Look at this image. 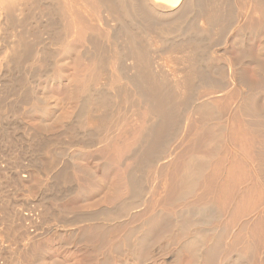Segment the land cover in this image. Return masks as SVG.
Here are the masks:
<instances>
[{"label":"rangeland","instance_id":"1","mask_svg":"<svg viewBox=\"0 0 264 264\" xmlns=\"http://www.w3.org/2000/svg\"><path fill=\"white\" fill-rule=\"evenodd\" d=\"M52 1L56 9L49 10L44 2H36L23 11L17 10L16 16L13 15L16 17H13L16 26L6 27V31V28L1 29L5 16L0 11V201L1 197H7L8 208L12 210L8 217L0 214V249L6 248L4 255H0V264H116L117 253L125 252L131 255L135 264L142 261L155 264L170 254H176L174 257L177 256L181 262L179 264H183L185 256L181 253L180 243L177 245V242H172V246L167 244L175 232L177 235L181 231L178 235L183 231L189 235H197L199 231L228 232V237H231L225 239L226 243H232L236 235L241 234L242 239L235 244V248L238 247L236 250L240 252L239 255H246L243 259L249 258L251 250L246 251L245 248L254 245L251 230L264 220V185L258 181L261 178L260 170L264 167V117L261 114L251 117V114L238 109L244 104L247 88L244 84H233L230 75L234 74L237 65L243 63L240 66L247 80H261L264 83V34L259 29L260 25H257L259 12L253 10L254 6L248 0H245L248 3L244 0H228L233 9L237 5V11L247 14V23L240 28L235 27L233 35L227 40H220L221 36L216 33L217 37L214 33L199 36L190 34V37H202L199 40L207 39V42L210 41L207 37L212 38L214 48L211 62L217 67L221 66V69L225 66L224 70L226 68V73H229L224 80L226 89L223 94L214 89L216 80H221L219 74L209 75L210 83L201 82L195 91V99L199 104L211 101L215 106L219 105L216 99H222L221 105L227 108L222 120L224 131L220 140L216 141V146L210 143L211 152L203 151L205 145H201L203 137L201 140L200 137L204 131L200 130L204 127L198 123L200 116L191 110L183 111L180 125L170 128L158 157L153 163L141 167L143 163L140 158L142 149L144 151L147 146L145 135L151 116L145 99L131 83L134 72L123 71L115 59L118 49H114V46L122 44L124 36L117 32L116 23V26L111 23L115 27L104 24L103 17L107 14L105 11L101 13L103 8L99 0ZM204 1L195 0L196 7L200 8ZM244 4L245 10L241 8ZM135 15L137 17L126 19L127 30L134 34L139 32L136 28L143 23L137 13ZM248 16L253 20L249 21ZM156 24V29L150 30L149 34L142 33L143 37L139 36V40L147 48L150 47L151 53L158 56L156 61L162 64L166 63L170 55L167 54V57L160 53L159 47L155 48V40L158 42L160 36L157 28H162L167 34L163 36L160 31L163 36H160V40H174L182 35L175 32L172 24L161 27L160 22ZM198 26L202 28L200 23ZM115 32L119 35H114ZM19 38L24 39L32 52L29 59L16 64L9 59L10 46ZM2 42L5 48L1 46ZM246 56L250 59H245ZM167 61L170 66V61ZM261 86L257 90L261 92L258 106L264 109V87ZM90 89L95 96L106 98L105 106L101 110L96 109L97 112L91 108L82 109V101L89 96ZM235 106L238 107L235 109ZM87 109L93 117H104L102 120L106 121L96 118L97 124L100 121L101 125L103 123L104 128L100 124L95 125L102 127V131L94 125L88 127L82 124L86 122L84 114L88 115V112L83 111ZM243 132L245 140H249L247 143L240 139ZM83 136H92L94 143L90 137L84 142L81 139ZM193 155L206 159V170L209 171H206L205 179L198 183L193 195H189L191 197L180 199L176 173L181 170L183 162ZM217 165L224 168L236 165L248 172V177L244 178L248 179L241 181L238 187V198L241 201L242 197L251 195L250 199L254 197L251 200L256 201H251L253 208L247 205L240 211L239 220L238 215H233L232 209L236 206L232 205L230 211L224 214L214 204L216 185L212 184L219 180H212L211 173L218 168ZM138 167L140 173L136 174ZM132 173L143 178V194L140 203L127 214H122L120 206L132 196ZM249 209H253L252 213ZM10 223H14V226ZM7 226L13 228V238L11 234L7 235L13 232L8 231ZM244 226L248 230H244ZM20 234L21 239L18 236ZM161 239H166L163 240L166 243ZM163 245L168 246L164 249L166 254L162 253L164 251L160 246ZM8 246L15 250H11V247L9 250ZM263 248L260 249L261 253L264 252ZM202 251V264H219L220 259L217 263L211 256L213 254L210 255L211 250Z\"/></svg>","mask_w":264,"mask_h":264},{"label":"bare ground","instance_id":"2","mask_svg":"<svg viewBox=\"0 0 264 264\" xmlns=\"http://www.w3.org/2000/svg\"><path fill=\"white\" fill-rule=\"evenodd\" d=\"M49 1L50 0H31L30 2H26L25 0H0V11L5 16L4 22H2V24H1V29L4 30L6 27L9 29V27H12L13 25H15L13 17L16 18L15 17L17 14L16 11L17 10L19 12H20V10L23 11L28 5H33L36 2H44L47 5V8L49 10L52 8L56 9L57 7L53 3V1L52 0L50 2ZM205 1H204V4H202V6L200 8H198V7H196L195 0H136V2L133 0H99L100 5H101L100 7L103 8L102 9L103 11L102 12L100 11V12L103 13L105 11V13L107 14L106 17L102 16L103 18H105V19H103V21L105 23L104 22L103 23L106 24L108 27H115L116 26L115 23H116L118 25L117 26L118 27L117 32L120 35L124 36V40H123L124 42H122V44L119 45V44H117L118 43V41H117L116 44L118 46H116V47L114 46V49H116V50L118 49V51H115V52H117L116 53L117 58L115 57V59L118 60L117 63L119 62L118 65L121 67V69L123 71H125L126 73L129 71L134 72V75L131 79V83H133V86L135 87V89L145 99V103H147V106L149 108V113L151 116V122L149 124L148 129L146 130V135H145V141L147 143V146L145 147L144 151L142 149V157L140 156L141 157L140 158L141 163H143L141 167H144V165H149L151 162L153 163V161H155V159L158 157L160 151L162 150L163 145H165V143L167 141L168 131L170 130V128L171 127H178L180 125V120L182 119L183 111L191 110L193 114L200 116V122H198V123H201V127L202 126L204 127L203 130H200V132L204 131V132H202L203 135L200 137V140L203 137V142L205 141L204 144H203V142H201V141L200 142L202 143L201 145H205L203 148L205 150H203L202 146H201V149L204 152H206V151H209L207 153L211 152L212 147L209 146L210 143H214V145H215L216 141L220 140L221 135L224 131V124L222 123V120L224 119V113L227 110V108L225 106L221 105L223 103L222 99H220V100L216 99V101H217V103H219V105H215V106L211 103V101H205V102L199 104L198 101H196V99H195V95H196L195 91H197V89L199 88L198 85L201 84V82L204 81L207 84L210 83L211 80H209V75H211V74H213V75L217 74L218 75L219 74V76H221V80L218 82V80H219L218 79V80H216L217 82H215L212 79V81L215 82V84H214L215 87L214 86L213 87H214V89L217 90L218 93L223 94L225 89H226L225 88L226 82L224 80L226 79V75L228 76L229 73H226V71H225L226 68L224 70L225 66L223 67V69H221V66L217 67V65L215 66L211 62V54H212L213 48H214V46L212 44V41H213L212 38L207 37L208 40H210V41L207 42L206 41L207 39H206L205 40L206 42H205V41L199 40L202 37H200L199 39H195L196 37L195 38L190 37V34L196 33V35L199 36V35H205V34L209 35L210 33H212V34L216 33V34L221 36L220 40H222V38H224V40L225 39L227 40L228 38H230L233 35L232 34V32L234 31L233 29L237 26L239 27V26L243 25L244 23H247L245 21L248 19L246 16L247 14L245 15V13L241 10L237 11L236 10L237 5L235 6V4H234V6H235L234 9L236 10L235 11L231 7L232 5H230L231 3H229L228 0H205ZM248 1H249V3L252 4V6H254L253 10L259 12L258 14H260V16L258 17L259 20L257 21V22H259V24H257V25H260L259 29L261 30L262 34H264V0H248ZM248 1L246 2L244 0V2H246V3H248ZM52 4H54V5H52ZM57 5H58V3H57ZM128 5L130 8H128ZM227 5H229V6H227ZM53 6H55V7H53ZM245 6L246 5L244 4L243 7H241V8L244 9ZM59 8H60V6H59ZM134 12L137 13L138 18H140V20L143 22V23H141L142 25H139V27L136 28V30H139V32L136 34L129 32L127 30L128 27L126 24L127 18L131 19L132 16H136ZM13 15H15V16H13ZM248 18H249V16H248ZM252 20H251V18H249V21H252ZM249 21H248V23H249ZM156 22L161 23L160 27L163 26L164 24H172V26L176 29V30L174 29L175 32L182 35L181 37L178 36L180 38H175L174 40H171L170 38L169 39L168 38L167 39L161 38V40H160V36H161L160 31H162L163 36H165L167 34L164 33L165 31H163L162 28L161 29L157 28V30H159L160 36L158 38V42L155 40V42H156L155 48L159 47L160 53L161 54L163 53V55H165V54H166V56H167V54L170 55L169 57L167 56L168 57L167 60H169L171 63L170 66H168L167 60H166V63H162V64L159 63L158 60L156 61L158 56H154V54H152L151 51L149 50L150 47L147 48L139 40V36L143 37L144 33L146 34L148 32V34H149L150 30L156 29L155 28V26H157ZM197 22L201 24L202 28L199 27L200 25L198 26ZM15 23L18 26V23L17 22H15ZM111 23L114 24L115 26H112ZM7 28L5 29V31L7 30ZM11 30H13V29H11ZM1 32H2V30L0 31V33ZM117 32H115L113 34L118 36L119 34ZM175 32H173V33H175ZM193 35H195V34H193ZM193 35H191V36H193ZM59 36H60V34H59ZM163 36H161V37H163ZM168 37H170L169 34H168ZM216 37H217V35H216ZM58 39L60 40V37H58ZM114 40L116 41L117 39L114 38ZM4 42H6V41H4ZM40 43H41V41H39V44ZM94 43H95V40H94ZM225 43H224V45H225ZM1 44H3L1 46H3V48H5L4 43L2 42ZM5 44H7V43H5ZM148 45L149 44H147V46ZM224 45H222V46H224ZM6 47H7V45H6ZM2 50H4V49H2ZM10 50H11L10 51L11 52V54H10L11 58H9V59L11 62H15L16 64H20L22 61H26L27 59H29L31 56V52H32L31 48L29 47L28 44H26L24 42L23 38L17 39V41H15L12 44V46H10ZM222 54H220L221 55L220 58H222V56H223ZM249 55H250V53H249ZM33 57H35V56H33ZM245 59L248 60V59H250V57L246 56ZM128 62H129V64H128ZM235 62H236V60H235ZM240 64L243 65V63H240ZM240 64L236 66L238 68L236 70H234V72H233L234 74L231 73L230 76H232V78H233V82H232L233 84H236L239 86L241 84L242 85L244 84V86L247 88V92L244 94V97H245V101L243 102L244 104L240 105V106L238 104L239 107L235 106V109H236V107H238V109H240L242 112H245L248 115L251 114V117H254L255 115H259V114H261V117H264V109H260L258 106V102L260 100V93L261 92L259 93V91H257L261 85L264 87V83H262L261 80H259V82H257L258 80H256V82L251 81V79L247 80L243 76V70L244 69L241 68L242 66H240ZM8 65L9 64L7 63V66ZM262 65H263L262 67L264 68V63H262ZM203 66H205V67L203 68ZM167 75H170V76H167ZM247 78L249 79V77H247ZM206 83H204V85ZM212 85L213 84H211L210 87H212ZM206 86L208 87V85H206ZM263 90H264V88H263ZM88 91H91V92H90L89 96L82 101V107H83L82 109L91 108L92 110L94 109V111L96 109L101 110V108H103L106 104V98L104 96H102V97H100L98 95L95 96L94 95L95 93H92L91 89ZM223 96L224 95H222V97ZM219 98H221V97H219ZM91 109H90V111H91ZM100 110H99V112H101ZM102 111H103V109H102ZM83 112H85V113L88 112V115L84 114L85 118H86V122L82 121V122H85L82 124H85V126H88V127H91L92 125H94V126L98 125L99 126V124H100V126L103 127V123L101 125V122L106 121V120H102V118L104 119V117L100 116V117H102L101 119L96 117V116L93 117L92 113L90 114L88 109L86 111H83ZM95 112H97V111H95ZM80 113H82V112H80ZM98 113H96V115ZM99 115H100V113H99ZM99 115H97V116H99ZM80 116H81V114H80ZM83 117H81L82 120H83ZM257 117H259V116H257ZM96 118H98L102 121L98 122L99 124H97ZM106 125H107V123H106ZM94 126L92 128L95 131ZM102 127H100V128L98 127V128L102 131L103 130ZM96 132H98V130ZM98 133H100V132H98ZM240 135H241L240 139L242 142L247 143L249 141V140H245L244 132ZM86 137L87 136H83V137H81V139H83L85 142V141H87L86 139H88L89 137L91 139L92 136H89L87 138ZM97 137H98V135H97ZM93 138H94V135H93ZM88 141L90 142V140H88ZM92 141L94 143V140H92ZM89 142H87V143H89ZM87 145H89V144H87ZM84 146H86V144ZM215 146L213 148H215ZM204 152H201V153H204ZM197 156H198V154H197ZM198 157H200V156H198ZM198 157H194V155H193V156L189 157L188 159H186V161L183 162V166H181L182 167L181 170L177 171V173H176V179H177L176 181L178 183L177 186L180 187V191H179L180 199H184L187 196L191 195L193 192H195L194 191L195 188H197V186H199L198 183L202 182L205 179V173L207 174V172L209 171V170L208 171L206 170L208 161L206 159H203V157L202 158H198ZM139 170L140 169L138 167V169L136 170L137 171L136 174L140 173V172H138ZM133 173H134V171H133ZM133 173H132V176L130 178V185L131 186L129 185L130 189L132 190L131 191L132 196L129 200L124 201L123 204L120 206V210H121L122 214H124V213L127 214L131 208L136 206V204L140 203V196L143 194L142 189H141L142 188L141 185H143V184H141L143 178L141 177V175L137 176L136 174L134 175ZM247 175H248V172L246 173V170L239 169V167H236V165H232V166H229L227 168H224L221 165H219L218 168H216L215 171L213 173H211L212 180H214V181L216 179L219 180V181L216 180V183L212 184L214 186L216 185V187H215L216 191L214 190L215 191V195H214L215 202H214V204L216 203V206H218V208L221 209V211L224 214L226 213V211H228V210L230 211L229 208H231L232 205L236 206L234 209H232V210H234V212H233L234 216L238 215L240 213V211L242 209H244L245 206L248 205V207H249L250 204L252 205L251 199L254 197H252L250 199L249 196H251V195H249L248 197L245 196L244 198L242 197V199L240 201L238 198V194H237V192L239 191L238 187L241 185L240 184L241 181L244 182V180L248 179V178L244 179ZM260 175H261V178L258 179V181H261L264 185V167L262 170H260ZM174 179H175V177H174ZM205 182H207V181H205ZM209 184L210 183H208L207 185H209ZM214 186H211V187H214ZM250 193H248V194H250ZM213 194H214V192H213ZM254 194H255V192H254ZM204 196H206V195H204ZM189 197H191V196H189ZM199 197L200 196H198V198ZM258 197H260V195ZM180 199H177V201H179ZM255 201L256 200H254L252 202H255ZM194 202H195V200H194ZM8 204H9L8 198L6 197L5 199H3L1 197L0 214H3V216H7V217L10 213H12V210H10L8 208ZM253 204L255 205V203H253ZM196 205H195V207H196ZM205 205H207V202ZM251 208H253V207L251 206ZM246 210H248V209H246ZM249 210L251 211L253 209H249ZM250 213H252V211ZM246 214H249V213L246 212ZM246 214H244V215H246ZM116 215H117V213H116ZM118 215H117V217H118ZM221 215H223V214H221ZM239 215H238V220H239ZM196 216H199V215H196ZM227 216H230V215H227ZM200 218L202 219V217H200ZM229 218H227V219H229ZM235 219H237V218H235ZM218 220H220V219H217V221ZM204 221H205V219H204ZM8 224H9V222H8ZM10 224H12L11 226H14V223H10ZM208 224L209 223H207V226H209ZM263 224H264V220L258 222L254 226V228L251 230V234H252V237L254 239V242L252 244H254V245L250 246L251 245L250 244V245H247L245 248L246 251L251 250V256L249 258L244 257V259H243V256H246V255H244V254H243V256H242V254L239 255L238 253H240V252L236 250L238 247L235 248L236 247L235 244H238L239 243L238 241H240V239H242L240 236L241 234L239 236L236 235V238L234 236L235 239L232 237L234 239L232 243H228V242L226 243L225 239L227 238V240H228V238L231 237V236L228 237V232H226V231L225 232L227 234L224 233L223 231L221 233L202 232V231H199V229L197 228L198 231L200 232V233L196 232L197 235H194V234L189 235V234H186V232H184V231H183V233H185L186 235H184L183 233L178 235V233H181L182 231L178 232L176 235V232H175L174 233L175 235L171 236L167 240V244L169 245L172 242L173 243L177 242L176 244L178 245L180 243L179 246L181 245L180 248H182L181 253L183 252L184 256H185V261L182 260L183 264H202V262H201L202 261L201 260L202 259L201 258L202 253L200 254V252H203L202 250H204V249H206L208 251L211 250L210 252H212V253H210V255L213 254L211 256L213 257V260L215 262H217L218 259H220V261H218L219 264H264V252L261 253L262 250H260L262 247H264V231H263L264 225ZM166 225H167V223H166ZM215 225H212V226H215ZM8 226H10V225H8ZM8 226L6 229L8 231H12L13 228L8 227ZM226 226H227V224H226ZM5 227H6V225H5ZM202 228H204V227H202ZM231 228H232V226H231ZM231 228H230V230H231ZM225 229H227V228H225ZM228 229H229V227H228ZM230 230H228V231H230ZM244 230H248V229L245 227ZM156 231H158V230H156ZM238 231H237V233H239ZM103 232H105V231L103 230ZM12 233H14V230L11 233L8 232L7 235L11 234V236L13 238L14 234L12 235ZM23 233H22V236H23ZM156 235H158L157 232H156ZM18 236L20 237L21 234ZM130 236L132 237V235H130ZM21 237H20V239H21ZM24 237H25V235H24ZM126 237H128V236H126ZM248 237H249V235H248ZM122 238H124V236ZM125 240H127V239H125ZM163 240H166V239H163ZM163 240H162V242L164 243L165 241H163ZM142 241H143V239H142ZM14 242H15V237H14ZM157 242H158V240H157ZM124 244H126V242ZM124 244H122V245H124ZM159 244H161V243H159ZM164 246H166V247H164ZM170 246H172V244H170ZM170 246H169V249H171ZM8 247L10 250L11 246H8ZM160 247L162 248V251H164L165 248L166 249L168 248L167 245H163V247L162 246H160ZM12 249H14V248L11 247V250ZM239 249H240V247H239ZM5 250H6V248H5ZM5 250L0 249V251H1L0 255H2ZM240 250H242V249H240ZM159 251L160 250H158V253H159ZM173 251H176V250H173ZM7 252H8V250H7ZM155 252H156V250H155ZM179 252H180V250H179ZM125 253L124 254L117 253V255H116L117 260L116 261L119 264L120 263L124 264L125 262H126V264L129 262L131 264H133L134 262H133L131 255L128 253L127 254H125ZM162 253L166 254L165 251ZM13 254H11V255H13ZM161 254H159V255H161ZM159 255H156L157 258H159L158 257ZM174 255H176V254H174ZM174 255L170 254L168 258L159 259V261H157L156 263L154 262V263L155 264H179V262H180V261H178L179 258L177 256L174 257ZM177 255L180 257L179 254H177ZM220 255H222V256H220ZM14 256H15V254H14ZM12 258H13V256H12ZM2 259H3V256H2ZM117 262H116V264H117ZM6 264H8V262H6ZM10 264H12V263H10ZM137 264H147V262L142 261V262H139Z\"/></svg>","mask_w":264,"mask_h":264}]
</instances>
